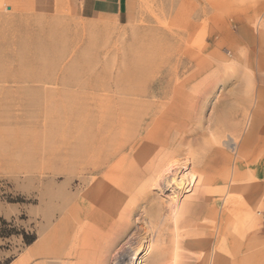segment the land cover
Listing matches in <instances>:
<instances>
[{
    "label": "rangeland",
    "instance_id": "obj_1",
    "mask_svg": "<svg viewBox=\"0 0 264 264\" xmlns=\"http://www.w3.org/2000/svg\"><path fill=\"white\" fill-rule=\"evenodd\" d=\"M84 1L0 0V202L19 207L0 216L14 229L3 236L0 223V264L27 252L23 233L43 234L45 221L31 211L47 203L50 179L64 180V121L81 105L92 108L95 94L119 106L137 76L149 78L142 100L174 97L208 145L219 137L228 182L210 188L236 186L220 232L239 243L245 264H264V0H100L82 13ZM135 242L120 252L132 254Z\"/></svg>",
    "mask_w": 264,
    "mask_h": 264
},
{
    "label": "bare ground",
    "instance_id": "obj_2",
    "mask_svg": "<svg viewBox=\"0 0 264 264\" xmlns=\"http://www.w3.org/2000/svg\"><path fill=\"white\" fill-rule=\"evenodd\" d=\"M146 81L129 77L119 106L115 100L104 104L95 94L92 108L81 105L76 118L64 121V180L50 179L47 203L31 211L45 221L43 234L13 264L37 258L38 264H137L139 258L142 264L244 262L239 243L220 232L225 211L233 210L225 205L226 193L236 186L210 188L228 182L221 176L225 159L219 137L216 145H208L201 127L187 126L189 111L174 97L142 100L149 95L142 87ZM114 96L105 97L112 101ZM73 172L76 184L70 181ZM235 179L233 173L230 181ZM56 198L59 205L51 208L48 201ZM133 240L132 254L120 252L123 243ZM251 245L245 247L248 256ZM246 264H252L250 258Z\"/></svg>",
    "mask_w": 264,
    "mask_h": 264
},
{
    "label": "crops",
    "instance_id": "obj_3",
    "mask_svg": "<svg viewBox=\"0 0 264 264\" xmlns=\"http://www.w3.org/2000/svg\"><path fill=\"white\" fill-rule=\"evenodd\" d=\"M100 2V0H93V2L91 1H84V3H82L81 7H80V11H82V13L86 10H90L93 11L94 9L97 8V6L99 5L98 3ZM118 7H120V1L118 2ZM19 211V207L18 205H9V206H5L0 202V216H2L5 219H9L12 216L14 217L16 215V212ZM14 262V261H13ZM13 262L9 263V264H13Z\"/></svg>",
    "mask_w": 264,
    "mask_h": 264
},
{
    "label": "trees",
    "instance_id": "obj_4",
    "mask_svg": "<svg viewBox=\"0 0 264 264\" xmlns=\"http://www.w3.org/2000/svg\"><path fill=\"white\" fill-rule=\"evenodd\" d=\"M0 223L2 226V230H1V234H3V236H9L10 234L13 233V228H6V225H8V223L4 220V219H1L0 218ZM23 237H24V240L26 242V244H30L34 241L35 237L33 236H29V235H26L23 233ZM9 263V260L6 261L4 264H8Z\"/></svg>",
    "mask_w": 264,
    "mask_h": 264
}]
</instances>
